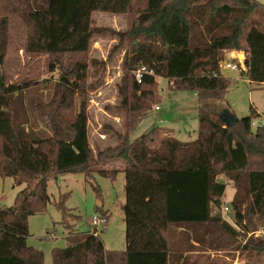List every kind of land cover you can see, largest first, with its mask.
Returning <instances> with one entry per match:
<instances>
[{
  "label": "trees",
  "instance_id": "trees-1",
  "mask_svg": "<svg viewBox=\"0 0 264 264\" xmlns=\"http://www.w3.org/2000/svg\"><path fill=\"white\" fill-rule=\"evenodd\" d=\"M93 12L127 16V29L113 34L119 45L130 40L118 85L124 130L114 133V145L95 153L88 142L86 95L106 66L90 57V47L95 35L108 30L94 26ZM18 49L45 57L47 70L57 74L51 94L40 97L44 101L24 102L23 91L38 83L7 82V54ZM227 51H242L241 75L264 83V5L0 0V179L24 186L11 206H0V264H43L42 253L26 243L27 222L46 211L50 177L79 173L90 184L95 174L113 179L119 170L102 168L112 160L123 163L125 250H105L94 230L69 232L67 246L52 253V264H224L207 252L264 257V124L252 129V119L259 117L252 107L230 127L213 112L230 86L220 74ZM140 65L153 75L137 83L133 71ZM157 78L167 79L172 90L197 95L194 140L181 142L159 128L129 139L158 102ZM228 184L231 222L220 213ZM93 189L101 200L99 188ZM66 198L53 204L64 223Z\"/></svg>",
  "mask_w": 264,
  "mask_h": 264
},
{
  "label": "rangeland",
  "instance_id": "rangeland-1",
  "mask_svg": "<svg viewBox=\"0 0 264 264\" xmlns=\"http://www.w3.org/2000/svg\"><path fill=\"white\" fill-rule=\"evenodd\" d=\"M264 5V0H256ZM92 21L94 26L107 29L101 30L100 34L92 38L90 47V57L105 62V70L99 72V79L94 89L87 91L86 113L88 118V142L91 151L104 149L115 144V132L124 130V114L118 109L120 98L118 95V85L122 71L123 55L130 48V40L125 39L119 45L117 37L113 33L124 32L129 24V19L125 15H111L102 12H93ZM142 38L134 40L136 44ZM119 45V48H115ZM242 52V51H239ZM243 53V52H242ZM226 59V60H225ZM47 59L43 56L29 57L22 50L15 53L10 50L7 54L4 69L8 83H38L36 87L23 91V99L26 105L31 98H38L44 101L41 96H49L52 86L57 79V74L47 70ZM234 61L225 58L220 63V74L230 82V86L225 95V101L215 102L216 107L227 108L237 119L249 115L250 107L255 109L259 117L252 119L255 124H264V84L258 85L250 83L246 75L239 74V68L226 69L225 63ZM96 79V78H95ZM90 81H93L90 79ZM87 85L89 80H87ZM159 94L156 106L152 109L136 128L130 133L132 140L150 128L169 130L174 138L181 142L192 141L196 137L197 121V95L189 91L172 90L169 82L164 78H157ZM93 84V83H92ZM155 107V105H154ZM29 111V110H28ZM36 118L37 112L30 108ZM28 112V113H30ZM41 124V122H37ZM255 127H252L254 129ZM47 132V129H44ZM102 168L117 169L113 179L94 175L93 181L88 183L82 174H59L50 177L47 181L46 190L50 198V203L46 211L28 218V237L26 243L31 248L38 250L43 255V264H52V253L56 250L64 249L67 244L68 233L86 234L92 231L90 226L91 218L94 215L108 213L107 223L99 224L96 227V234L105 250L122 252L125 250V226L121 206L124 203V174L120 170L123 163L112 160ZM222 176L217 177L218 181H224ZM24 186H15L12 179H0V206H11L15 195ZM93 187H98L101 200L96 198ZM67 194L64 207L69 215L65 218V223L61 212L55 207L61 196ZM232 195V186L226 185L223 197L224 207L228 204ZM220 213L229 222L232 221L230 213L224 211ZM256 235L261 236L260 231ZM177 237V236H176ZM217 259L224 264L238 262V264H264L262 256H247L245 254L226 253L217 254Z\"/></svg>",
  "mask_w": 264,
  "mask_h": 264
},
{
  "label": "built area",
  "instance_id": "built-area-1",
  "mask_svg": "<svg viewBox=\"0 0 264 264\" xmlns=\"http://www.w3.org/2000/svg\"><path fill=\"white\" fill-rule=\"evenodd\" d=\"M224 67L226 69H237V66L234 65V64H229V63H225ZM145 75H153V72L149 69H147L146 66H143V65H140L138 66L134 71H133V76H134V79L137 83H140L143 79V77ZM156 110L158 109L157 107L155 108ZM251 126L252 127H257L259 125L255 124V123H251ZM224 211L227 212L228 209L227 207L224 208ZM107 223V218L105 216H102V215H94L92 216L91 218V228L92 230L96 231V227L99 225V224H102V225H105Z\"/></svg>",
  "mask_w": 264,
  "mask_h": 264
},
{
  "label": "crops",
  "instance_id": "crops-1",
  "mask_svg": "<svg viewBox=\"0 0 264 264\" xmlns=\"http://www.w3.org/2000/svg\"><path fill=\"white\" fill-rule=\"evenodd\" d=\"M224 57L226 58H229L230 60H232V61H234V65H236L238 68H239V74L241 75L242 74V72H241V70L243 71L244 70V68H243V60H244V53H242V52H236V51H227V52H225L224 53ZM223 60H224V58H223ZM223 60H222V62H221V64L223 63ZM226 60V59H225ZM228 63V62H227ZM226 63V64H227ZM229 64H233V63H229ZM237 70V69H236ZM264 84V83H263ZM156 108V106L153 108L154 109V111L156 110L155 109ZM158 108V107H157ZM223 111H228V112H230L226 107L225 108H220V107H214V110H213V112L214 113H216L217 115L219 114V113H222ZM231 113V112H230ZM232 115H234L233 113H231ZM235 116V115H234ZM236 117V116H235ZM257 125H260V124H257ZM165 130V129H164ZM166 131V134H168V135H172L173 133L172 132H170L169 130H165ZM207 254L210 256V259H213V258H217L216 256H217V254H219V253H217V252H207ZM237 260H235V262H233V263H231V264H238V262H236Z\"/></svg>",
  "mask_w": 264,
  "mask_h": 264
},
{
  "label": "water",
  "instance_id": "water-1",
  "mask_svg": "<svg viewBox=\"0 0 264 264\" xmlns=\"http://www.w3.org/2000/svg\"><path fill=\"white\" fill-rule=\"evenodd\" d=\"M218 116L227 127L234 125L238 121V119L228 111H223L219 113Z\"/></svg>",
  "mask_w": 264,
  "mask_h": 264
}]
</instances>
